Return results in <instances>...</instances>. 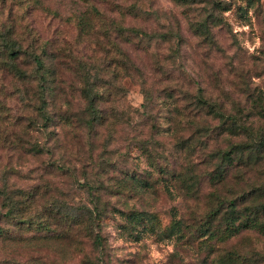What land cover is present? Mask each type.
<instances>
[{
	"label": "rangeland",
	"instance_id": "1",
	"mask_svg": "<svg viewBox=\"0 0 264 264\" xmlns=\"http://www.w3.org/2000/svg\"><path fill=\"white\" fill-rule=\"evenodd\" d=\"M0 33L42 52L54 88L44 116L0 46V190L37 194L28 214L44 224L6 219L0 200V264H83L87 233L62 218L87 208L102 214L111 264H264V232L224 233L230 203L238 215L264 203V0H0ZM86 89L104 98L94 129ZM197 94L236 119L238 137ZM240 143L250 161L225 164L216 185L218 154ZM219 200L220 235L201 237ZM137 213L149 219L133 235Z\"/></svg>",
	"mask_w": 264,
	"mask_h": 264
},
{
	"label": "trees",
	"instance_id": "2",
	"mask_svg": "<svg viewBox=\"0 0 264 264\" xmlns=\"http://www.w3.org/2000/svg\"><path fill=\"white\" fill-rule=\"evenodd\" d=\"M176 3L183 5H192L195 3V0H174ZM221 7V6H219ZM219 20V19H218ZM208 31V28L205 27V32ZM129 36L131 39H145L147 35L137 29L128 30ZM144 36V37H143ZM0 46L2 47V51L4 53L5 64L7 63V67H10L11 72L18 80L20 84L24 87L29 85H35L37 89V104L35 107L37 108L40 114L45 115L48 111L49 107V97L52 95L53 81L51 78L53 77V73L51 69H49L48 63L46 62L44 55L37 53L38 51H25L22 47H20L17 41H12L8 38L6 34L0 33ZM27 69H30L31 74L28 73ZM85 99L88 100V114L90 116V120L88 121V127L94 129L96 126L100 127L105 125V121H107L103 115V111L99 108L101 103L103 102V94L98 90H85ZM198 100V108L207 109V114L214 120H218L221 127L222 125H227V131L230 134L238 137L239 135V125L236 119L233 117L232 122L227 121V114L222 110V105L218 104L216 101L211 100L210 98L200 96L197 94ZM49 118V116H47ZM246 130L247 128L244 127ZM247 131V130H246ZM259 144L261 145V150L264 152V141L260 140ZM182 151L189 148L186 144H183ZM191 148V146H190ZM193 149V148H192ZM37 153H42V149L38 148L36 150ZM248 153L247 158L245 159V154ZM252 153V149L246 143L234 144L230 151L225 153L220 152L217 156L218 163L215 166V170L213 172V177L216 181V185L222 184L223 173L225 169V164L231 165L233 161H250V154ZM178 179H181V175H178ZM261 191V189H259ZM37 198V194L31 193L29 195L15 196L14 193L6 194L2 190H0V200H2V208L6 211L5 218L8 220H14L18 223L27 224L29 228L31 227H42L40 221L36 220V217L30 216L28 213L31 211L34 200ZM218 207L214 210L210 216L208 217V221L206 223V230H200L201 237L209 236L218 237L220 234L219 229H214V223L217 219L222 220V200H219ZM237 203L232 202L229 205L230 214H227L226 217L227 227L224 230V233H228L229 236H234L240 231L246 229H254L264 232V222L261 220L264 218V203H260L257 206L245 209L240 215H238L237 211ZM41 220V217L39 218ZM63 221L65 223V227L68 229V233L73 230V228H80L81 231H85L87 233V239L89 240L90 248L93 250V255L86 254L83 259V264H111L108 252L110 251V247L108 245L107 240L100 234H95V225L103 221L102 214L96 209H86L81 216L71 215L69 213H65L63 216ZM148 220L146 214L137 213L131 214L128 216V220L130 222V226H124L128 229V232L133 234L136 231V226L145 220ZM48 228V227H47ZM4 235V230L0 227V237ZM134 235V234H133ZM170 235L184 238V229L181 221H176L174 226L170 231ZM137 237V236H136Z\"/></svg>",
	"mask_w": 264,
	"mask_h": 264
}]
</instances>
